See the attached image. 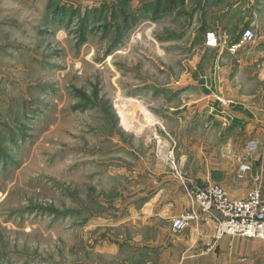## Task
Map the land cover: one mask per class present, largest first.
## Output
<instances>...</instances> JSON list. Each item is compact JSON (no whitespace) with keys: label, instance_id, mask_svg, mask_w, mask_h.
<instances>
[{"label":"rangeland","instance_id":"374dc122","mask_svg":"<svg viewBox=\"0 0 264 264\" xmlns=\"http://www.w3.org/2000/svg\"><path fill=\"white\" fill-rule=\"evenodd\" d=\"M212 19L209 0H0V264L145 257L128 213L183 178L157 148L180 164L167 105L196 54L209 72Z\"/></svg>","mask_w":264,"mask_h":264},{"label":"crops","instance_id":"0c3cea01","mask_svg":"<svg viewBox=\"0 0 264 264\" xmlns=\"http://www.w3.org/2000/svg\"><path fill=\"white\" fill-rule=\"evenodd\" d=\"M209 9L214 18L209 31L218 36L215 47L205 46L209 72L201 67L204 52L196 54L194 80L180 88L188 95L180 93L175 108L167 105L168 121L181 123L183 148L177 160L183 178L166 176L157 164L163 176L155 180H168L128 213L143 232L137 247L145 257L138 264H264V240L223 236L213 243L216 213L201 215L197 228H171L173 217L193 207L185 187L219 185L231 199H244L257 173L264 202V0H209ZM245 30L255 38L240 43ZM171 96L164 98L170 101ZM249 141L257 143L253 152L246 149ZM242 162L252 170L239 181L236 171Z\"/></svg>","mask_w":264,"mask_h":264},{"label":"built area","instance_id":"2783aa9c","mask_svg":"<svg viewBox=\"0 0 264 264\" xmlns=\"http://www.w3.org/2000/svg\"><path fill=\"white\" fill-rule=\"evenodd\" d=\"M255 34L251 30L242 33L240 43L251 41ZM225 43V42H224ZM218 44V36L211 32L206 35V45L215 47ZM232 46L231 50H235ZM257 147L255 141H249L246 149L253 152ZM157 152L166 156V164L180 176L181 165L175 163L172 154L159 147ZM252 170L251 164L242 162L238 165L236 177L243 181ZM252 186L244 199H231L228 193L219 185L189 186L187 192L193 199V207L189 212L177 215L171 220V228L174 232H180L187 227H198L201 215L216 213L212 218L214 223L213 243L223 236H241L248 239L264 240V202L260 196V176L255 173L251 177ZM212 243V246H213ZM211 247V246H210Z\"/></svg>","mask_w":264,"mask_h":264},{"label":"bare ground","instance_id":"6f19581e","mask_svg":"<svg viewBox=\"0 0 264 264\" xmlns=\"http://www.w3.org/2000/svg\"><path fill=\"white\" fill-rule=\"evenodd\" d=\"M130 101V100H129Z\"/></svg>","mask_w":264,"mask_h":264}]
</instances>
